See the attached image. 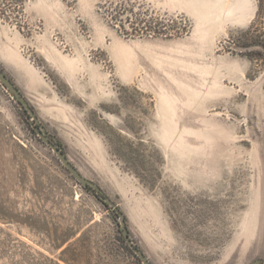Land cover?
Listing matches in <instances>:
<instances>
[{"label":"rangeland","instance_id":"rangeland-1","mask_svg":"<svg viewBox=\"0 0 264 264\" xmlns=\"http://www.w3.org/2000/svg\"><path fill=\"white\" fill-rule=\"evenodd\" d=\"M19 2L0 68L104 196L0 83V264H142L120 214L151 264H264V0Z\"/></svg>","mask_w":264,"mask_h":264},{"label":"water","instance_id":"water-1","mask_svg":"<svg viewBox=\"0 0 264 264\" xmlns=\"http://www.w3.org/2000/svg\"><path fill=\"white\" fill-rule=\"evenodd\" d=\"M0 83L14 96V98L24 107V109L28 112V114L32 117V119L35 121L37 125H39V128L36 129V132L38 136L46 143L51 150L56 154L60 162L63 164V166L66 168V170L72 175V177L83 187H91L92 189L96 190L98 193L103 194L102 190L98 187V185L85 177H83L78 170L70 163L67 156L61 151L60 148H58L56 145H54L55 139L50 140V134L45 130L43 126L40 125L36 115L26 102L24 96L20 92V90L16 87V85L5 75L3 70L0 68ZM104 195V194H103ZM106 203H108L110 206L115 207L114 203L108 199L105 198ZM120 221L122 224V235L125 239L126 244L129 246V248L134 252V254L141 260L142 264H151L147 257L144 255V253L136 248L133 244V242L128 237V231L124 229V216L120 214ZM251 264H262L261 260H256L252 262Z\"/></svg>","mask_w":264,"mask_h":264},{"label":"trees","instance_id":"trees-1","mask_svg":"<svg viewBox=\"0 0 264 264\" xmlns=\"http://www.w3.org/2000/svg\"><path fill=\"white\" fill-rule=\"evenodd\" d=\"M17 9V10H20L22 9V3H18V0H14V6H13V9ZM22 12V11H21ZM20 12V13H21ZM6 15H4V13H0V19L2 18H5ZM9 18V17H7ZM131 19V18H129ZM129 19H127L129 21ZM114 20V19H112ZM116 20V19H115ZM114 20V21H115ZM134 21H136L137 25H140V30L141 31H145V32H148V33H154V34H159L160 32L156 31L157 29H155L156 27H154L152 24H154V21L151 22V21H147L146 19H144V17L142 18L141 15H138V16H134ZM135 30V29H134ZM136 31V30H135ZM138 32V31H136ZM102 196H104L103 194H101ZM106 197H104L105 199Z\"/></svg>","mask_w":264,"mask_h":264},{"label":"flooded vegetation","instance_id":"flooded-vegetation-1","mask_svg":"<svg viewBox=\"0 0 264 264\" xmlns=\"http://www.w3.org/2000/svg\"><path fill=\"white\" fill-rule=\"evenodd\" d=\"M50 140L52 141L53 139L50 137Z\"/></svg>","mask_w":264,"mask_h":264}]
</instances>
